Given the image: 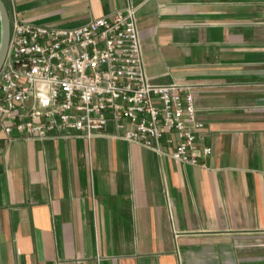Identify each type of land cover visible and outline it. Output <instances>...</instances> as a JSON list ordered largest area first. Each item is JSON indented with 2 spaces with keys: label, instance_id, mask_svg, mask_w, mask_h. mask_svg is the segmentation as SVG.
Masks as SVG:
<instances>
[{
  "label": "crops",
  "instance_id": "obj_1",
  "mask_svg": "<svg viewBox=\"0 0 264 264\" xmlns=\"http://www.w3.org/2000/svg\"><path fill=\"white\" fill-rule=\"evenodd\" d=\"M3 1L53 28L137 6L150 81L196 88L212 155L0 131V264H264V0Z\"/></svg>",
  "mask_w": 264,
  "mask_h": 264
},
{
  "label": "built area",
  "instance_id": "obj_2",
  "mask_svg": "<svg viewBox=\"0 0 264 264\" xmlns=\"http://www.w3.org/2000/svg\"><path fill=\"white\" fill-rule=\"evenodd\" d=\"M137 11L130 3L75 28L11 22L0 72V131L8 142L105 136L208 169L212 149L203 143L196 88L150 81ZM164 141L175 142L171 153Z\"/></svg>",
  "mask_w": 264,
  "mask_h": 264
},
{
  "label": "water",
  "instance_id": "obj_3",
  "mask_svg": "<svg viewBox=\"0 0 264 264\" xmlns=\"http://www.w3.org/2000/svg\"><path fill=\"white\" fill-rule=\"evenodd\" d=\"M0 19H1V42H0V72L4 66L9 52L11 38V19L8 9L3 0H0Z\"/></svg>",
  "mask_w": 264,
  "mask_h": 264
},
{
  "label": "rangeland",
  "instance_id": "obj_4",
  "mask_svg": "<svg viewBox=\"0 0 264 264\" xmlns=\"http://www.w3.org/2000/svg\"><path fill=\"white\" fill-rule=\"evenodd\" d=\"M1 31L2 29H1V19H0V42H1Z\"/></svg>",
  "mask_w": 264,
  "mask_h": 264
}]
</instances>
